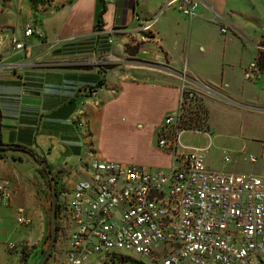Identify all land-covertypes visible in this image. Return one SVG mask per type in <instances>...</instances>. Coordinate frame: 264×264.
<instances>
[{
  "label": "crops",
  "instance_id": "1",
  "mask_svg": "<svg viewBox=\"0 0 264 264\" xmlns=\"http://www.w3.org/2000/svg\"><path fill=\"white\" fill-rule=\"evenodd\" d=\"M166 1L52 0L47 7H41L39 0H6L0 9V56L13 62L14 68L10 72H0V81H7L10 96L8 106L2 105L0 97V141L27 145L35 151L37 145L34 143V147L30 143L36 139L29 138L32 128L25 124L21 111L23 97L40 95L44 87H63L60 84L66 75L80 76V79L64 97L59 96L61 112L52 111L51 105L44 101L45 94L33 106L25 103L37 115L34 128L40 127L50 109V118L67 109L64 115L81 128L83 160L80 159L71 171L59 169L61 173L68 172L72 181L83 175L82 164L89 155L145 169L167 170L170 156L156 144V130L163 115L176 106L182 71L189 81L204 82L221 94L204 97L210 144L213 134L208 120L209 103L233 101L264 114V98L260 94L243 96L234 86L236 78L243 77L244 67L263 49L264 0H197L195 14L191 16L166 5ZM102 3L105 6L102 24L94 28ZM41 13L44 15L39 19ZM29 15H33L35 28L41 35L28 36V53L20 55L11 48L8 37L21 32ZM148 18H154L149 30L140 29ZM222 25L226 26L225 32L219 30ZM1 48L9 51L4 53ZM98 59L103 62L97 63ZM78 60L89 61L88 66H73ZM103 64L104 71H98ZM45 72L49 77L56 76L57 80L49 79V85H44ZM39 73L42 80L36 79ZM216 73L219 82L211 79ZM18 77L20 84L16 80ZM225 77L233 78L232 83L229 84ZM99 79L101 83L87 94L83 87ZM259 80L250 82L251 86ZM242 81L240 87L246 80L242 78ZM21 83L34 92H25ZM50 126L46 123L41 130L49 132ZM111 132H133L132 152L130 141L127 144L129 152L123 153L121 146L126 142L122 140L118 141V147L112 148L113 143L108 138ZM20 159V155L7 150L0 156V180L10 191L7 199L0 197V264H21L16 258L18 249L33 245L30 249L33 256L38 252L33 248L40 243L42 246L45 235L46 187L50 188V184L46 174L37 170L35 161L31 159L26 170L20 166ZM221 163L217 167L205 162L213 169L239 172L236 166L223 160ZM258 173H264V168ZM10 214L15 218L22 215L28 222L18 224L14 219L8 228ZM22 224L28 228L21 230ZM31 229L39 234L36 241H29ZM8 240L14 242L13 248L6 247Z\"/></svg>",
  "mask_w": 264,
  "mask_h": 264
},
{
  "label": "built area",
  "instance_id": "2",
  "mask_svg": "<svg viewBox=\"0 0 264 264\" xmlns=\"http://www.w3.org/2000/svg\"><path fill=\"white\" fill-rule=\"evenodd\" d=\"M5 1L0 0V9ZM51 3L39 0L41 7ZM197 3L165 2L189 16ZM213 16L218 18L215 12ZM153 20H144L140 29L149 30ZM219 30L225 32L226 26ZM30 35H41L33 15L19 34L9 35L11 48L26 55ZM13 68V62L0 56V72ZM261 73L256 59L244 67L247 78ZM220 95L181 72L176 106L156 130V144L170 156L167 170L94 155L83 161V175L71 182L67 193L59 190L63 199L58 201L57 220L66 230L60 264H102L110 257L132 258L136 264H264V173L213 169L204 161L210 145L204 97ZM184 132L202 134L205 143L184 142ZM247 159L255 162L258 155L249 153ZM222 160L229 161V155L223 154ZM9 195L0 180V197ZM16 219L28 222L22 215ZM6 247L14 243L6 242Z\"/></svg>",
  "mask_w": 264,
  "mask_h": 264
},
{
  "label": "rangeland",
  "instance_id": "3",
  "mask_svg": "<svg viewBox=\"0 0 264 264\" xmlns=\"http://www.w3.org/2000/svg\"><path fill=\"white\" fill-rule=\"evenodd\" d=\"M44 14H39V19L42 18ZM38 17V16H37ZM34 36V35H31ZM2 47V46H0ZM4 53H7L8 51L1 48ZM3 53V54H4ZM1 55V54H0ZM6 72H10V69L4 70ZM3 72V71H2ZM47 72H45L44 77V85H49L48 81L49 79L57 80L56 76H47ZM16 75V74H15ZM261 77V79H260ZM260 77L250 79L247 78L244 75L243 70V77L238 76L236 78V82L234 83L235 89L238 93H241L243 96L250 97L254 92H257L264 98V72L260 74ZM242 78H244L245 83L242 87L240 85L242 84ZM36 79L42 80L43 77L39 73L37 74ZM80 76L75 77L74 75H66L64 82L60 84V86L63 87H44L42 89V92L40 95H25L23 97V107L21 109L24 117L25 124L27 127H31L29 138L32 139L35 137V142L31 140L30 144L34 143L37 145L35 147V151L32 150V153L20 149H7V151L15 153L20 155V166H22L24 169H28L29 165H31V159L35 161L37 165V170H40L42 174H44L41 171V166L36 161V155L43 156L44 160L49 166V169L51 173L54 175L53 177L57 179V200L59 203L62 202V194L59 192V190H66L65 193H67V190L71 186L72 177H69L68 172L61 173V171H71L73 170L79 163L80 159L83 158L81 156L82 146L83 143L80 140L82 138V130L79 129L78 126L69 120L70 118L66 115H64L68 110L65 109L62 111L63 114L54 113L52 114L51 118L49 117L51 115V109L45 113V117L41 120L38 128H34L36 124V117L37 115L34 114V111L31 110V103L33 106L36 100H39L43 94H45V100L51 105L53 112H61L59 109L62 108L60 106V102L58 100L59 96L64 97L65 93L70 89V87H73L75 83H78ZM211 79L219 82L218 80L220 77L216 73L214 76H211ZM226 81L232 83L233 78L225 77ZM260 79V80H259ZM17 82L20 84L21 81H19V77L16 79ZM27 80V77H26ZM259 80L256 85L251 86L250 82ZM91 81V80H90ZM224 81V80H223ZM7 81L1 80L0 81V91H1V103L2 105H9V92L6 88ZM260 82V83H259ZM24 89L28 90L29 88ZM31 90V89H30ZM46 90V91H45ZM45 91V92H44ZM233 91L234 88H233ZM234 93H237V92ZM237 93V94H238ZM217 100V99H216ZM28 102L30 105H28ZM208 114H209V122L212 127V134L213 137L211 138V144L205 151L204 160L205 162L209 163L211 166H221L222 162V156L223 154L227 153L230 157V160L226 162L229 165L236 166L238 171H245V172H254L258 173L259 170L264 168V114L263 113H256V111L248 110L244 108V106L240 104H236V102L233 101H216V103H209L208 104ZM206 118V115H205ZM123 119H125L123 117ZM126 121V119H125ZM46 123H49L52 127L51 131L44 132L41 130V126H45ZM82 127V126H81ZM38 130V131H37ZM28 137V134H27ZM26 137V138H27ZM109 139H111L113 146L112 148H116L119 146L120 140L125 141L126 143L124 146H121L123 153L129 152L127 148V144H129L130 141V153L133 150L134 146V133L130 132L128 133H114L111 132L108 136ZM182 140L188 144H202L205 143V138L200 133H191V132H184L182 134ZM96 145V144H95ZM27 146V145H26ZM29 147V146H28ZM69 150V151H68ZM68 151V153L64 152ZM249 153H254L259 156L258 160L256 162H250L247 159V155ZM81 156V157H80ZM89 157V156H88ZM86 156L85 161L88 159ZM83 160V159H81ZM35 165V166H36ZM61 169V171L59 170ZM45 176L41 177V180ZM45 181V180H44ZM42 181V183L44 182ZM44 184V188H45ZM56 190V188H55ZM49 196H50V190L49 187H46V215H48L49 211ZM13 218H12V216ZM8 222V228L13 223L14 219L17 221V219L14 217V214L9 215ZM13 220V221H12ZM18 222V221H17ZM59 221L56 219V234H55V240L52 245V248L50 250V255L47 258V262L49 261V264H60L59 260H61L60 252L63 246V238L65 235V228L63 226V222L60 221V225L58 226ZM19 224V222H18ZM21 230L25 228V230L28 228L26 225H21ZM8 230V229H7ZM44 234L48 231V223H45V230ZM39 238V234L35 229H31L29 234V241H36ZM9 242H12L8 240ZM47 242V237L45 238V235L43 236V242L42 246L45 247ZM14 243V242H12ZM21 246V245H20ZM33 245H23L18 249L19 257L17 256V261H20L21 264H26L25 260L28 256L25 254L26 252H29L31 247ZM90 261H93V258H91Z\"/></svg>",
  "mask_w": 264,
  "mask_h": 264
},
{
  "label": "water",
  "instance_id": "4",
  "mask_svg": "<svg viewBox=\"0 0 264 264\" xmlns=\"http://www.w3.org/2000/svg\"><path fill=\"white\" fill-rule=\"evenodd\" d=\"M25 92L27 93H32L34 92L33 90H25ZM0 145H7V144H3L0 141ZM38 161V163L43 167V169L45 170V174L48 178L49 184H50V196H49V211H48V215H47V223H48V237H47V242L46 245L42 251V253L35 259L34 257H32V253L31 251L29 252V255L26 257V264H44L45 259L47 258V256L50 253V250L52 248V245L54 243L55 240V234H56V219H57V197H56V191H55V181L54 178L52 176V173L49 169L48 164L46 163V161L44 160L43 157L41 156H37L35 157ZM40 244H38L37 246L35 245V247L33 249H40ZM102 264H127L126 262L123 261H118L115 258H109L107 260H105Z\"/></svg>",
  "mask_w": 264,
  "mask_h": 264
},
{
  "label": "trees",
  "instance_id": "5",
  "mask_svg": "<svg viewBox=\"0 0 264 264\" xmlns=\"http://www.w3.org/2000/svg\"><path fill=\"white\" fill-rule=\"evenodd\" d=\"M105 9V6H104V3H102L100 9L98 10L97 12V15H96V20H95V23H94V28H99L102 24V18H101V15L103 13ZM261 45H264L261 44ZM256 61L258 63V66L260 67L261 71L263 72L264 70V49H260L257 56H256ZM73 66H76V67H87L88 64L87 63H78V64H72ZM104 64H103V67L100 68L98 71H104ZM101 83V79L97 80L93 85H87L85 87H83L84 91L87 93V94H90L92 90H95V87L97 85H99ZM203 110H204V114L206 115V109L205 107H203ZM4 144V143H3ZM7 149H20V150H24V151H28L30 153H32V150L29 148V147H26L25 145H21V144H17V143H8L7 145H0V156L3 155L4 151H6ZM43 157V156H41ZM41 171L43 173H45V170L43 169V167L41 166ZM52 176H54L52 174ZM54 178V177H53ZM54 181H56V179L54 178ZM57 182V181H56ZM49 187V185L47 186ZM56 195H57V192H58V189H57V185H56ZM50 190V188H49ZM58 206L59 204L57 203V209H58ZM47 222V215H46V220H45V223ZM48 237V231L46 232L45 234V238ZM25 254H28V252H26ZM118 261H123V262H126L127 264H136V261L132 258H120L118 259Z\"/></svg>",
  "mask_w": 264,
  "mask_h": 264
},
{
  "label": "flooded vegetation",
  "instance_id": "6",
  "mask_svg": "<svg viewBox=\"0 0 264 264\" xmlns=\"http://www.w3.org/2000/svg\"><path fill=\"white\" fill-rule=\"evenodd\" d=\"M58 226H59V224H58ZM43 246H41L40 247V249L38 250V252L37 253H35L32 257H34L35 259L42 253V251H43ZM51 253V252H50ZM50 253H49V255H50ZM49 255L47 256V258L49 257ZM47 258L45 259V262H44V264H49V261L47 262ZM110 258H114V257H110ZM109 259V258H108ZM117 260V259H116ZM33 264H34V261H33Z\"/></svg>",
  "mask_w": 264,
  "mask_h": 264
},
{
  "label": "clouds",
  "instance_id": "7",
  "mask_svg": "<svg viewBox=\"0 0 264 264\" xmlns=\"http://www.w3.org/2000/svg\"><path fill=\"white\" fill-rule=\"evenodd\" d=\"M57 203H58V200H57ZM56 215H57V213H56ZM103 263V262H102Z\"/></svg>",
  "mask_w": 264,
  "mask_h": 264
}]
</instances>
